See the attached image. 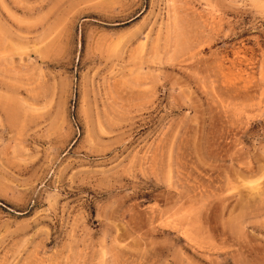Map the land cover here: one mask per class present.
<instances>
[{
    "label": "rangeland",
    "instance_id": "rangeland-1",
    "mask_svg": "<svg viewBox=\"0 0 264 264\" xmlns=\"http://www.w3.org/2000/svg\"><path fill=\"white\" fill-rule=\"evenodd\" d=\"M0 264H264V0H0Z\"/></svg>",
    "mask_w": 264,
    "mask_h": 264
}]
</instances>
